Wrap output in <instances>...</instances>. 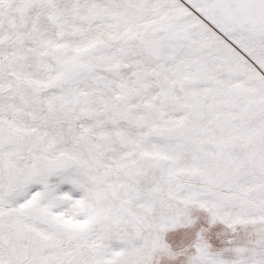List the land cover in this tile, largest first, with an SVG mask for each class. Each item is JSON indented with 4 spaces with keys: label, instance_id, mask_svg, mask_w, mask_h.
Here are the masks:
<instances>
[{
    "label": "snow or ice",
    "instance_id": "obj_1",
    "mask_svg": "<svg viewBox=\"0 0 264 264\" xmlns=\"http://www.w3.org/2000/svg\"><path fill=\"white\" fill-rule=\"evenodd\" d=\"M0 264H264V0H0Z\"/></svg>",
    "mask_w": 264,
    "mask_h": 264
}]
</instances>
